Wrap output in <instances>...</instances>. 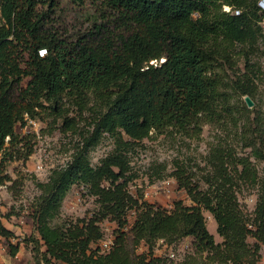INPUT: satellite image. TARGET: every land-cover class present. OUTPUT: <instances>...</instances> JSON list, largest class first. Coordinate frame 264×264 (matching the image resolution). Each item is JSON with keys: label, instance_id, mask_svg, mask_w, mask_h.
Wrapping results in <instances>:
<instances>
[{"label": "trees", "instance_id": "trees-1", "mask_svg": "<svg viewBox=\"0 0 264 264\" xmlns=\"http://www.w3.org/2000/svg\"><path fill=\"white\" fill-rule=\"evenodd\" d=\"M92 1L106 18L70 39L56 26L59 0H0V151L12 154L11 146L23 141L16 125L36 117L38 108L57 112L65 99H74L93 115L71 160L37 184L33 216L47 263L164 264L154 253L156 241L192 236L195 252H207L211 261L258 264L264 244V109L233 97L249 95L255 102L258 95L262 65L253 56L264 36L260 0ZM238 55L244 72L234 70ZM227 68L234 78H224ZM63 123L65 130L76 129L67 116ZM206 123L221 130L229 124L233 134L231 140L216 135L210 143L201 180L174 162L172 175L193 204L179 199L169 210L131 192L132 154L143 139L165 129L198 138ZM104 137L113 148L94 165L89 151ZM21 150L25 159L33 152ZM75 183L96 197L98 209L88 218L53 224ZM244 191L256 195L253 210L241 200ZM131 209L136 216L130 234L119 228L108 251L94 247L104 236L100 222L110 217L122 227ZM205 210L216 220L221 242L210 232ZM141 241L147 252H137Z\"/></svg>", "mask_w": 264, "mask_h": 264}, {"label": "rangeland", "instance_id": "rangeland-1", "mask_svg": "<svg viewBox=\"0 0 264 264\" xmlns=\"http://www.w3.org/2000/svg\"><path fill=\"white\" fill-rule=\"evenodd\" d=\"M259 4L264 9V0H260ZM224 9L228 10L229 6ZM106 14L92 0H59V6L55 10L56 26L66 37L75 39L93 30L96 24L104 21ZM261 23L264 32V17ZM241 57L236 56L237 65L234 70L237 72L245 71V60ZM253 58L262 65V73L257 80L258 95L255 103L264 109V36ZM222 75L226 80L235 76L230 68L223 71ZM26 81L25 78L23 83ZM244 97L245 95L235 94L233 100L244 102ZM37 110L36 117H27L26 123L16 125V132L23 141L11 146L12 154L0 151V178H4L3 183H0V221L9 232L1 231L3 239L0 240V262L4 264H64L59 260L47 263L44 257L45 245L40 239L33 216L41 194L37 184L39 181H47L53 169L64 166L71 160L75 148L82 141V132L92 128L89 122L93 115L91 110H83L74 99H65V104L57 112L52 111L48 105ZM64 116L69 118V123L72 120V123L77 125L76 129L65 130ZM228 127L227 130H221L214 124L206 123L198 138L188 137L172 129L152 131L132 154L131 165L136 178L129 185L131 192L141 201L169 210L173 209L175 201L179 199L185 204H193L187 191L179 186L177 179L172 175L174 162L179 160L187 167L188 172L193 174L194 180H201L202 175L209 169L206 156L210 143L217 141L216 135L231 140L233 128L229 124ZM24 143L25 150L22 146ZM6 145H10L9 138ZM20 148L24 152L32 148L33 152L25 159L20 156ZM112 148L113 140L104 137L89 151L91 162L94 165L99 164ZM164 166L166 169L160 172L161 177H156V174H159L156 173L157 169ZM201 184L205 186L204 183ZM240 197L249 210L254 209L255 194L244 191ZM98 206L96 197L88 193L87 187L83 183H75L62 202L60 214L52 223L60 224L67 220L88 218ZM204 213L210 232L214 234L217 242H221L223 237L217 231L216 220L208 210ZM135 216V209L129 210L127 224L122 227L110 217L103 219L100 225L104 236L93 246L100 247L104 240L113 242L120 229L129 232ZM248 240L251 243L255 241L252 237ZM148 250V244L141 241L137 252ZM154 253L163 257L164 264H221L211 261L207 252L196 253L192 236L180 238L173 243L159 239L154 245ZM261 255L258 264H264V244L261 246Z\"/></svg>", "mask_w": 264, "mask_h": 264}, {"label": "built area", "instance_id": "built-area-1", "mask_svg": "<svg viewBox=\"0 0 264 264\" xmlns=\"http://www.w3.org/2000/svg\"><path fill=\"white\" fill-rule=\"evenodd\" d=\"M238 12V11H237ZM46 51V49H41L40 50V54H44ZM9 138V137H8ZM1 213V212H0ZM1 218V216H0ZM1 226H2V223L0 221V240L3 239V235L1 233L2 229H1ZM112 241L111 240H104L101 244H100V247H101V250L102 251H108L110 248H111V245H112Z\"/></svg>", "mask_w": 264, "mask_h": 264}, {"label": "water", "instance_id": "water-1", "mask_svg": "<svg viewBox=\"0 0 264 264\" xmlns=\"http://www.w3.org/2000/svg\"><path fill=\"white\" fill-rule=\"evenodd\" d=\"M244 98H245V101L247 102L248 106L252 107L254 105L255 102L249 95H246Z\"/></svg>", "mask_w": 264, "mask_h": 264}]
</instances>
